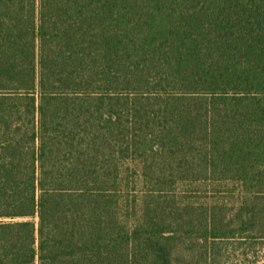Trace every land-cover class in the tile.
<instances>
[{
    "label": "trees",
    "instance_id": "trees-1",
    "mask_svg": "<svg viewBox=\"0 0 264 264\" xmlns=\"http://www.w3.org/2000/svg\"><path fill=\"white\" fill-rule=\"evenodd\" d=\"M0 264H264V0H0Z\"/></svg>",
    "mask_w": 264,
    "mask_h": 264
}]
</instances>
